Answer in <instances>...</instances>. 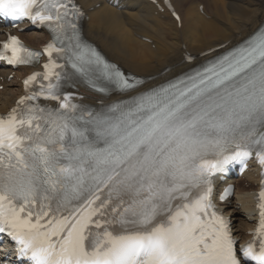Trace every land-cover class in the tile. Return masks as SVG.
Listing matches in <instances>:
<instances>
[{
  "label": "snow or ice",
  "instance_id": "1",
  "mask_svg": "<svg viewBox=\"0 0 264 264\" xmlns=\"http://www.w3.org/2000/svg\"><path fill=\"white\" fill-rule=\"evenodd\" d=\"M70 3L0 0V13L47 22L54 34L43 79L54 77L57 84L41 85L18 106L37 95L60 99L56 69L63 66L51 58L65 51L56 42L68 28L67 38L75 41L68 57L73 75L106 92L93 79L102 66L109 84L135 87L82 45L67 19L76 12ZM4 47L12 52L9 63L40 55L21 48L16 37ZM64 100L63 111L26 106L0 118V233L16 242L21 257L32 264H241L227 221L213 210L211 187H202L218 163L204 156L244 141L259 146L264 166V33L187 80L130 104L94 114ZM260 209L257 234L264 236V203ZM242 251L264 264V241L258 252L251 243Z\"/></svg>",
  "mask_w": 264,
  "mask_h": 264
},
{
  "label": "bare ground",
  "instance_id": "2",
  "mask_svg": "<svg viewBox=\"0 0 264 264\" xmlns=\"http://www.w3.org/2000/svg\"><path fill=\"white\" fill-rule=\"evenodd\" d=\"M77 1L88 10L83 35L125 72L144 79L152 78L148 85L164 81L189 67L183 62L186 54L198 56L222 44L231 47L250 37L264 22V0H205L202 12L198 1L171 0L180 17V26L166 10L155 14L153 6L145 0L121 1L117 7L103 0ZM97 3L100 5L95 7ZM210 35L213 37H208ZM21 36L31 45L43 44L47 38L39 31L24 32ZM147 38L155 48L145 40ZM166 68L167 72L160 76ZM3 73L11 71L0 63V75ZM25 73V70L16 71L10 83L0 90L1 111L14 102L20 92L17 75ZM252 181V173L237 181L234 200L222 205L234 221L236 236L244 237L253 228L249 193L252 186L245 188V182Z\"/></svg>",
  "mask_w": 264,
  "mask_h": 264
},
{
  "label": "rangeland",
  "instance_id": "3",
  "mask_svg": "<svg viewBox=\"0 0 264 264\" xmlns=\"http://www.w3.org/2000/svg\"><path fill=\"white\" fill-rule=\"evenodd\" d=\"M196 1H199V0H193V2H195L196 3ZM203 1V0H202ZM201 1V2H202ZM227 1V0H226ZM203 2H205V0L203 1ZM206 3V2H205ZM208 37H213L212 35H210V36H208ZM170 40H171V38H170Z\"/></svg>",
  "mask_w": 264,
  "mask_h": 264
}]
</instances>
